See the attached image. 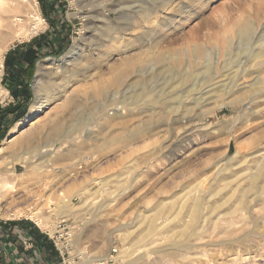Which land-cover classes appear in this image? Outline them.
<instances>
[{
  "label": "rangeland",
  "instance_id": "1",
  "mask_svg": "<svg viewBox=\"0 0 264 264\" xmlns=\"http://www.w3.org/2000/svg\"><path fill=\"white\" fill-rule=\"evenodd\" d=\"M20 1L25 2L24 4L29 8L30 13L34 12L35 7L32 1H35L43 22L41 28L37 32L35 31L36 33L34 32L33 35L27 36L24 32L25 28H23L22 34L17 38L18 40L10 37L8 41L10 46L8 45L6 52L0 54V60L3 63V77L0 79V88L3 90V93H0V118L11 121L10 129L5 138L0 141V147L6 146L0 155V176L10 184V187L6 186L1 191L0 227L3 229L7 224L24 222L25 219L29 221L33 227L39 229L45 237L49 238L57 253L55 264H121L122 259L117 260L116 258L124 249H130L132 257L143 249H149L156 243L158 245L164 242L160 236L146 233V222L154 216L159 204L164 205L165 208L169 205L173 206L172 210L166 211L165 209L162 220L171 214L173 215L178 210L184 194L198 185L202 187V190L206 189L205 194H203L207 197L202 195L206 210H209L213 204L216 207L219 203L224 204H220L223 208H217L218 210L211 218L213 222H217L215 233L210 232L213 230L214 224L207 220L208 222L206 221L204 225L208 232L206 236L204 234L198 238V241H195V247L186 250L180 254L179 258L175 259L171 257H166L167 259L158 258L155 255H150L149 261H144L143 264H264V210L261 209L264 203L262 201L252 202L246 221L236 223L231 232H226L228 222L237 221L242 214L240 211L243 207L238 208L237 214L228 215L227 212L229 213L238 206L236 205L237 198L241 195V190L246 189L245 185L247 186L249 175L259 167L257 164L264 165V161H260V158L251 155L252 152L260 150L258 155L264 156V92L260 91L263 84H257L260 85L259 87L253 86V90L249 91L250 93L241 90L244 86L252 83L256 75L259 74V79L264 78V64H260L264 58H258L250 64L248 61L250 53L247 51L232 47L229 51L230 55L233 56L229 59L223 50L226 47L225 41L223 42L225 37H233V43L237 42L234 29L227 28V24L230 26L234 22L242 21L248 17L256 21L258 25L264 24V0H171L174 8L167 13L165 12L166 14L158 13L157 20L167 27L164 29L156 28V39H164L156 46L154 56L168 55V49L171 54L174 52L172 49L188 48L189 46L186 45L192 41L188 39L189 34L193 31H197L199 42L208 51L205 52L197 69L191 67L190 71L186 70V73L190 74L186 78V83L184 82L185 84L177 88L179 91L176 89L178 95L172 94L173 96H171V93L166 92L163 94L164 100L171 106L178 105L175 102L190 106L195 97L201 99L200 104L193 108L194 113H192L194 116L198 114L197 117L202 118L200 122L195 123L199 124L200 132L195 133L189 143L180 142V147H175L174 150L170 147V142L167 143L169 136L167 131L169 129L176 133L180 132V126L174 123V115H165L166 118L160 119L158 125H149L148 133L135 140L133 133L138 125L139 117L127 115L118 120V117L108 116L109 109L113 108L116 101L120 102L121 96L113 98L115 88L108 86L110 89L107 88L100 97L95 94L92 86L99 74L102 75L103 81L105 79V85H110L112 75L109 68L113 69L123 58L122 54L119 53L120 48H130L126 56L134 55L138 51L140 53L139 44L145 39L143 38L144 32L151 31V27H148L143 20V14L148 11H161L160 6L167 4L169 0H150L153 2L152 4L149 0H111L112 2L110 0H96V2L95 0ZM15 4H17V0H13V5ZM98 4L105 6L106 20L101 18L102 14ZM184 6L183 12L187 11L185 13L180 8ZM27 7L24 9L27 10ZM24 9L22 12L25 11ZM255 9H258V18L254 16L257 12ZM84 15H89L88 19H83ZM167 16L172 18L168 20ZM189 16L192 18L184 21ZM134 25L140 27L134 28ZM113 36L117 39L112 40ZM158 46L160 47L158 48ZM72 48L75 51L84 49L83 51L88 58L93 62L99 61L98 70L95 68L83 71L81 66L74 65L67 67V69H59V71L52 67L47 74L46 71L42 70L43 62L54 61L60 64L61 59ZM255 48L257 50L253 48V53L259 54L258 50L261 47L256 46ZM143 54L141 58L142 62L145 63H141V66L136 68H139V79L143 82V87L161 89V83L168 81L167 77H169L167 71L160 69L164 61L162 64L156 65V57ZM100 56L104 58L99 60ZM149 57L152 59L150 60ZM34 59L33 75L28 81L26 72L30 62ZM160 59L163 58L160 57ZM241 60L245 66L243 65L238 69L236 64ZM151 62L154 66L150 68ZM243 67L252 68L248 77L247 74L241 76ZM136 69L131 70L129 79L127 78L128 83L133 81V73ZM179 69L177 68L178 71L174 69L173 72H179ZM236 69L239 70V77L234 75ZM118 70L120 69L117 68L116 71ZM194 70L199 73L197 72V74ZM161 73H163V78ZM145 75L149 76L146 77ZM153 77L157 78L156 81ZM18 79L20 80L18 81ZM27 83L29 84L31 99L26 106L25 115L20 120L15 121L17 113L14 111L20 109L25 101L24 87ZM224 84L225 86H223ZM159 85L161 86L159 87ZM133 89V87L128 88L125 97L127 101L123 100L129 106H127L129 111L132 107L130 101L133 99ZM226 90L230 94L226 95ZM46 91L47 93H45ZM182 91H184L183 95L181 94ZM256 93H259L260 97L258 100L254 98L255 102L252 104V108L258 111L257 115L252 114L251 111H245L246 106L243 104L244 101L248 100L247 96ZM163 96L161 97L163 98ZM47 100L49 103L44 107L45 109L43 108L39 113L30 114V108L36 101L46 103ZM109 103L112 105L110 106ZM222 103L225 107H220ZM209 111L212 113L207 115ZM239 115L242 117L235 126L230 124L221 133L209 134V131H213L216 127L217 129L220 128L216 124L223 121L225 117L234 116L235 118ZM168 119L169 121H167ZM31 120H38L32 130L16 139L15 143L14 141L10 143L12 138L10 135L13 133L12 130L16 128V124L32 122ZM87 122H91L92 131L84 132L81 139L75 140L76 133L74 130L81 123ZM55 125L60 131L53 130L57 127ZM2 127L0 121V128ZM52 131H55L56 135ZM200 133L201 135L204 133L206 136L204 134L201 136ZM27 134L33 135L31 144L35 150L32 153V160L22 165L20 162L17 163L14 158L21 151L26 150L24 148L27 146L18 142H22ZM127 136L130 137L129 140L127 139L128 141L125 139ZM62 138H66L67 143L66 147L60 150ZM85 140L87 141L85 142ZM107 143L109 146L102 149V146ZM50 144L54 146L52 157L49 158L47 155V157L43 155L45 150L43 147ZM155 148L160 150L154 153ZM65 152L68 157L65 160H59V157ZM235 152L237 153L235 159L228 163V159L234 156ZM76 163L77 165H74ZM64 165L65 167L74 166L65 169ZM221 169L224 171V176L219 179L220 181L214 182L218 171ZM216 172L217 174H215ZM212 178L214 179L212 180ZM226 183L227 185H225ZM219 189L222 192H217ZM233 190L237 191L234 192ZM228 193L234 196L231 197ZM247 197L249 198L247 200L250 201L254 196L248 193ZM262 197L264 198V195ZM63 198L70 201V206L60 210L56 206ZM226 198H228L227 200L230 198L229 202ZM18 211L23 213L18 216ZM239 212L240 214H238ZM172 215L171 219L174 217ZM184 215L185 212L182 216ZM175 219L171 223V227L179 229L182 221ZM63 221L65 230L58 228V223ZM127 226L132 227L127 229ZM58 249L64 253V256H61ZM105 257L107 260L98 262Z\"/></svg>",
  "mask_w": 264,
  "mask_h": 264
},
{
  "label": "bare ground",
  "instance_id": "2",
  "mask_svg": "<svg viewBox=\"0 0 264 264\" xmlns=\"http://www.w3.org/2000/svg\"><path fill=\"white\" fill-rule=\"evenodd\" d=\"M26 2H28L27 0H25ZM31 1V0H30ZM73 1V0H72ZM111 1V0H110ZM116 1V0H115ZM150 1V0H149ZM167 1V0H166ZM176 1V0H175ZM198 1V0H197ZM96 2V0H95ZM98 2V1H97ZM112 2V1H111ZM124 3V1H122ZM151 2V1H150ZM178 2V1H177ZM207 2V1H206ZM25 3V2H24ZM23 3V1H20V0H17V4L13 5V0H0V54L2 52H6L7 51V48H8V41H9V38L10 37H13L14 39H17L23 32V28H25V31L26 32V35H33L34 32L38 31L39 28H41L42 26V19L39 15V11H38V8H37V4L35 1H32L33 5H34V12L33 13H30V10L27 6H25V4ZM109 3V2H108ZM137 3V2H136ZM144 3V2H143ZM142 3V4H143ZM153 2H151L152 4ZM159 3V2H158ZM179 3V2H178ZM177 3V4H178ZM182 3V2H181ZM118 4V3H117ZM131 4V3H130ZM133 4V3H132ZM149 4V3H148ZM165 4V2H164ZM175 4V3H174ZM183 4V3H182ZM198 4V3H197ZM112 5V4H111ZM190 5V4H189ZM114 6V5H113ZM112 6V7H113ZM130 6V5H129ZM129 6H127L129 8ZM154 6V5H152ZM158 6V5H157ZM177 6V5H176ZM175 6V7H176ZM28 8L27 10H25L24 8ZM123 7V6H122ZM132 7V6H131ZM139 7V6H138ZM145 7V6H144ZM260 7V6H259ZM98 8L101 12V18L102 19H105V14H104V10L106 9L104 5H101V4H98ZM141 8V7H139ZM156 8V7H155ZM154 8V9H155ZM174 8L173 6V2L171 0L168 1L167 4L163 5V6H160V10L161 11H155V12H152V11H148V12H145L143 14V20L144 22L146 23V25L148 27H151L150 30L151 31H145L144 32V37L145 38L140 44H139V50H140V53H136V54H132L131 56H126V53L128 54V50H130V48H120L119 50V53L122 54L123 58L120 60V62L118 63L117 66L113 67L112 68H109V72H111L110 74L112 75V79H111V83L110 85L106 84L105 85V79L104 81L102 80V75L99 74L97 75V79L95 81H93V91H95V94H97L98 96H102L105 92V90L107 88L110 89V87L108 86H112L115 88V91L113 92V98H116L117 96H121V100L120 102L116 101V103L114 104L113 108L112 109H109V114L108 116L110 117H115L117 118L118 117V120L119 119H123L125 118L127 115H132L134 117H139V120H138V125L135 129V132L133 133V136H134V139H138L139 137L143 136L144 134L148 133L149 131V125H152V126H155V125H158L159 123V120L164 117V119L166 118L165 115H174V123L175 124H178L180 126V132L179 133H176L174 130L172 129H169V131H167L168 133V140H167V143L170 142V147L172 148V150H174L173 148L175 147H180V142H188L191 141V137L197 132L199 133L200 132V126L199 124H195L197 122H200L202 120V118H198V114L197 116L193 115L192 113L193 112V108L200 104V98L198 97H195L193 100H192V103L191 105H181L180 102H175V104H178L176 106H171V104L167 103L166 100H164V96L163 94L166 92V93H171V96H173L172 94H177L176 92V89L180 86H182L183 84H185L186 82V78L187 76H189L188 73H186V70L190 69L191 67L194 68H198V65L201 64V60L202 58H204V54L207 50H205L203 47V44L200 43L199 41V38H198V33L197 31H193L192 33L189 34V38L190 42H188V45H186L188 48L186 49H182V50H174L172 49V52L170 54L169 52V49L167 50L168 51V55H164V56H161L162 54H160L159 57H157L156 55L154 56V53L156 51V46L160 44V42L162 41V39L164 38H159V39H156V28H162L164 29L165 27H167V25H164L162 22H160L159 20H157V17H158V13L160 12L161 14H166L169 10H172ZM182 9V12L183 10L185 9V6L184 7H180ZM258 8V7H257ZM25 10L22 12V10ZM143 9V8H142ZM29 10V12H27ZM98 10V11H99ZM140 10V9H139ZM256 10V9H255ZM114 11V9H113ZM256 14L254 15L255 18H258V9L256 10ZM166 12V13H165ZM187 12V11H185ZM183 12V13H185ZM259 12H260V9H259ZM26 14V15H23V14ZM141 13V12H140ZM255 13V12H254ZM192 15V14H191ZM89 16V15H88ZM87 15H84L83 16V19L86 20V18L88 17ZM161 16V15H160ZM165 16V15H164ZM129 17V16H128ZM168 20L171 19L172 17H166ZM165 18V19H166ZM192 18V16H189L188 18H186L184 21L186 20H190ZM88 19V18H87ZM101 19V20H102ZM106 20V19H105ZM104 20V21H105ZM224 20V19H223ZM222 20V21H223ZM226 20V19H225ZM224 20V21H225ZM223 21V22H224ZM165 22V21H164ZM222 23V22H221ZM136 24V23H135ZM145 25V24H144ZM227 28H232L234 29V33H235V36H236V43L232 41L233 37H225V40H223V42L225 41L224 44H226V47H225L223 50L225 51V54L227 56V58L230 59V57H232L230 55V49L232 47H235L236 49H241L243 51H247L248 53H250V55L248 56V61L249 63L251 64L253 61H255L256 59L258 58H264V24L261 26V25H258V23L256 21H254L253 19L251 18H245L243 19L242 21H238V22H234L233 24H231L230 26L227 24L226 25ZM134 28H138L140 27L139 25L137 26H133ZM147 27V28H148ZM179 28V27H178ZM226 28V27H225ZM133 29V28H132ZM131 29V30H132ZM161 29V30H162ZM129 30V29H128ZM143 30V29H142ZM160 30V29H159ZM136 31V30H135ZM233 31V30H232ZM35 32V33H36ZM163 32V31H162ZM231 34V33H230ZM226 35V34H225ZM115 36V35H114ZM112 38V40H115L117 39V37H114ZM137 36V35H136ZM158 36V35H157ZM132 37V36H131ZM159 37V36H158ZM157 37V38H158ZM188 37V36H187ZM133 39V38H132ZM201 39V38H200ZM18 40V39H17ZM134 40V39H133ZM128 41V39H127ZM185 41V40H184ZM175 42V41H174ZM172 43V42H171ZM169 43V44H171ZM129 44V42H128ZM131 44V42H130ZM138 44V43H137ZM136 44V45H137ZM190 44V45H189ZM172 45V44H171ZM10 46V45H9ZM120 46V45H118ZM131 46V45H130ZM258 46V47H261L260 50H258L260 53L259 54H256V53H253L252 50L256 49L255 47ZM160 46H158L159 48ZM136 48V47H135ZM206 48V47H205ZM254 48V49H253ZM161 49V48H160ZM259 49V48H258ZM84 50V49H83ZM82 49H79L78 51H75L74 48H72L64 57L63 59H61V63L60 64H57L56 62L54 61H49V62H43L44 64V67L42 68V70L46 71V74L47 72L50 70V68L52 67H55V70L57 69V71H59V69H67V67L71 66V65H74V66H81L82 67V70L83 71H89L90 69H97L99 66H100V63L99 61L98 62H93L90 58H88L87 54H85V52L83 51ZM117 50V49H116ZM257 50V49H256ZM136 52V51H135ZM208 52V51H207ZM206 52V53H207ZM255 52V51H254ZM133 53V52H132ZM143 53H146V55H149V56H154L156 57L155 60H157V64L155 62L156 65L158 64H162L163 61L164 63L161 65L160 69L163 70V71H167V74H169V77H167L168 81L166 80L165 83H161L162 84V87L161 89H157L154 87L152 88H149L146 87V88H149V89H146L143 87V82L139 79L140 78V75H139V72H138V69H136L137 67H140L141 66V63H145V62H142V58L141 56H143L144 54ZM165 53V52H163ZM105 54V53H104ZM143 54V55H142ZM167 54V53H166ZM102 55V54H100ZM218 55V54H217ZM103 56V55H102ZM100 56L99 57V60L104 58ZM70 57V58H69ZM146 57V56H145ZM160 57H162L163 59H160ZM207 57V56H206ZM205 57V58H206ZM208 58V57H207ZM150 59V57H149ZM152 59V58H151ZM150 59V60H151ZM149 60V61H150ZM205 60V59H204ZM209 61V59H207ZM144 61H146L144 59ZM236 61V60H235ZM84 62V63H83ZM227 62V61H225ZM230 62V61H229ZM147 63V62H146ZM149 63V62H148ZM231 63V62H230ZM236 63V62H235ZM152 64V62H151ZM205 64V63H204ZM229 64V63H228ZM247 64V63H246ZM260 64H264V60H262V62ZM155 65V66H156ZM243 62L242 60L241 61H238L237 64H236V67L241 68L243 66ZM253 65V64H252ZM154 66L153 64L150 66V68ZM203 66V65H202ZM201 66V67H202ZM228 66V65H226ZM235 66V65H234ZM245 66V65H244ZM247 66V65H246ZM249 66V65H248ZM80 67V68H81ZM144 67V66H143ZM231 66H229L230 68ZM118 69V71H116ZM149 68V66H148ZM154 68V67H153ZM152 68V69H153ZM177 68L180 70L179 72H173L174 69H176L175 71H178ZM205 68V67H204ZM228 68V67H227ZM232 68V67H231ZM244 68V67H243ZM242 68V69H243ZM134 79L133 81H131L130 83H128L127 81V78L130 76L131 74V70H134ZM143 69V68H142ZM146 69V68H145ZM158 69V67H157ZM250 69H252L251 67L250 68H244L242 70V77L244 75L247 74V77L248 75H250L251 73L249 71H251ZM98 70V69H97ZM149 71H151L150 69H147ZM43 71V72H44ZM75 71V70H73ZM94 71V70H93ZM92 71V72H93ZM116 71V72H115ZM190 71V70H189ZM195 71V70H194ZM200 71V70H199ZM227 71V70H226ZM239 70H235L234 71V75L237 76L239 73H238ZM69 72H72V71H69ZM108 72V73H109ZM143 72V71H142ZM141 72V73H142ZM147 72V71H146ZM153 72V71H152ZM151 72V73H152ZM156 72V70H155ZM193 72V71H192ZM191 72V75H193V73ZM196 72V71H195ZM198 72V71H197ZM196 72V73H197ZM205 72V70H204ZM249 72V73H248ZM49 73V72H48ZM58 73V72H57ZM150 73V74H151ZM157 73V72H156ZM156 73H152V74H156ZM199 73V72H198ZM197 73V74H198ZM225 73V72H224ZM81 74V73H80ZM151 74V75H152ZM163 73H161V76L163 78ZM256 74V73H255ZM72 75V74H71ZM106 75V74H104ZM153 75V76H154ZM160 75V74H159ZM186 75V76H185ZM233 75V76H234ZM259 75V74H258ZM256 75L253 80H252V83L248 84V86H244L243 88H241V90H243L244 92H249L251 90H253V86L257 85V84H263L261 85V92H264V78L263 79H259V76ZM49 76V75H48ZM146 76V75H145ZM149 76V75H148ZM146 76V77H148ZM165 76V75H164ZM196 76V75H195ZM232 76V78H233ZM75 77V75H74ZM78 77V76H77ZM88 77V76H87ZM224 77V76H223ZM228 77V75H227ZM239 77V75H238ZM1 78V77H0ZM45 78V76H44ZM104 78V77H103ZM151 78V77H150ZM129 79V78H128ZM132 79V78H131ZM142 79V78H141ZM153 79H155V77H153ZM157 79V78H156ZM155 79V81H156ZM159 79H160V76H159ZM234 79V78H233ZM84 80V79H83ZM145 80V79H144ZM149 80V79H148ZM210 80V79H209ZM215 80V79H214ZM213 80V81H214ZM236 80V79H235ZM76 81V80H75ZM151 81H153L151 79ZM154 81V82H155ZM162 81H164L162 79ZM243 81V80H242ZM38 82V81H37ZM40 82V81H39ZM42 82V81H41ZM45 82V81H44ZM185 82V83H184ZM221 82V81H220ZM47 83V82H46ZM145 83V82H144ZM157 83V82H155ZM212 83V81H211ZM249 83V82H248ZM153 84V83H152ZM159 84V83H157ZM156 84V85H157ZM215 84V83H214ZM40 85V84H39ZM38 85V86H39ZM217 85V83H216ZM259 85V86H260ZM146 86V85H145ZM161 85H159L160 87ZM213 86V85H212ZM211 86V87H212ZM218 86V85H217ZM216 86V87H217ZM225 86V84L223 85ZM228 86V84H227ZM258 85L256 87H259ZM130 87H133V99L130 101L131 103V111H129V109L127 108V104L125 101H123L126 97V94L128 93V88L130 89ZM209 87V86H208ZM214 87V86H213ZM215 87V88H216ZM238 87V86H237ZM255 87V88H256ZM45 88V86H44ZM92 88V87H91ZM113 88V89H114ZM207 88V87H206ZM225 88V87H224ZM2 88H0V93H3V90H1ZM41 89V88H40ZM194 89V88H193ZM221 89V88H220ZM218 89V90H220ZM226 89V88H225ZM178 90V89H177ZM216 90V89H215ZM223 90V89H222ZM36 91V90H35ZM43 91V90H42ZM108 91V90H107ZM111 91V90H110ZM179 91V90H178ZM211 91V89H210ZM213 91V90H212ZM36 92H39V91H36ZM41 92V91H40ZM111 92V93H112ZM188 92V91H186ZM207 92V91H206ZM47 93V91L45 92ZM49 93V92H48ZM94 93V92H93ZM132 93V92H130ZM179 93V92H178ZM184 93V91L181 92V94ZM210 93V92H209ZM224 93V92H223ZM250 93V92H249ZM39 94V93H38ZM37 94V96H38ZM41 94V93H40ZM44 94V93H42ZM52 94V93H51ZM214 94V93H213ZM217 94V93H215ZM225 94H230L229 91L226 90ZM131 95V94H130ZM178 95V94H177ZM183 95V94H182ZM40 96V95H39ZM59 96V95H58ZM163 96V98L161 97ZM170 96V97H171ZM216 96V95H215ZM214 96V97H215ZM221 96V95H220ZM1 97V95H0ZM168 97V96H167ZM175 97V96H174ZM228 97V96H227ZM231 97V95H230ZM260 97V94L259 93H256V94H253L252 96H247V101H244L243 104L246 106L245 107V111L247 112H250L252 114H256L257 115V112L256 110H254V108H252V104L255 102L254 101V98H258ZM216 98V97H215ZM222 98V97H221ZM99 99V98H98ZM173 99V98H172ZM171 99V100H172ZM177 99V97H176ZM227 99V98H226ZM229 99V98H228ZM264 99V98H263ZM51 100V99H49ZM49 100H47L46 103H39V102H35L31 108H30V114H35V113H39L45 106H47V104L49 103ZM106 100V99H105ZM126 100V99H125ZM129 100V99H128ZM220 100V99H219ZM103 102H106L104 100H102ZM108 101V100H107ZM111 101V99H110ZM127 101V100H126ZM165 101V102H164ZM174 101V100H173ZM176 101V100H175ZM232 101V100H231ZM97 103V102H96ZM101 103V102H100ZM99 103V104H100ZM108 103V102H107ZM111 103V102H110ZM109 103V104H110ZM129 103V104H130ZM174 104V102H172ZM103 104V103H101ZM112 104H110L111 106ZM100 106V105H99ZM189 106V107H188ZM230 106V105H228ZM106 107V106H105ZM108 107V106H107ZM129 107V106H128ZM220 107H225L224 106V103H222L220 105ZM101 108V107H100ZM45 109V108H44ZM100 112V111H99ZM98 112V113H99ZM213 112V110H212ZM211 111L207 112V115L212 113ZM50 114V112H49ZM100 115V114H99ZM187 115V116H186ZM189 115V116H188ZM248 115V114H247ZM242 116L239 115L237 117L234 118L233 117H225L223 121L221 122H218V125L220 128L217 129H213V131H209V134L210 135H214L215 133H221V131L223 132V130L225 131L227 129V126L232 124L233 126L236 125L237 122H240L239 119L241 118ZM251 117V116H250ZM109 118V117H108ZM244 118V116H243ZM242 118V119H243ZM36 119V118H34ZM94 119V118H93ZM111 119V118H110ZM173 119V118H172ZM241 119V120H242ZM245 119V118H244ZM113 120V119H112ZM117 120V119H115ZM32 122H19L18 124H16V128L12 130V134L10 135L11 140L9 141L10 143L12 141H14L15 143V140L22 137L23 134H26L27 132L31 131L32 128L36 125V123L38 122V120H31ZM111 121V120H110ZM169 121V119L167 120ZM247 121V120H246ZM53 122V121H52ZM86 122V121H85ZM115 122V121H114ZM131 122V121H130ZM25 123L24 127H22V125ZM62 123V122H61ZM95 123V122H94ZM97 123V122H96ZM111 123V122H110ZM149 123V124H148ZM161 123V122H160ZM163 123V122H162ZM161 123V124H162ZM109 124V122H108ZM134 124V123H133ZM91 122H87V123H81L79 125V127L74 130V133H76V136L74 137L75 140H79L82 138V134L84 132H90L92 131V128H91ZM139 125H141L142 127H140ZM167 125V124H166ZM174 125V124H173ZM57 126V125H55ZM133 126V125H132ZM172 126V124H171ZM177 126V125H176ZM102 127V126H101ZM104 127H105V124H104ZM107 127V126H106ZM110 127V125H109ZM158 127V126H157ZM166 127V126H165ZM178 127V126H177ZM208 127V126H207ZM66 128V127H65ZM95 128V127H94ZM124 128V127H123ZM160 129V127H158ZM179 128V127H178ZM204 128V127H203ZM206 128V127H205ZM204 128V129H205ZM107 129V128H105ZM208 129V128H207ZM206 129V131H208ZM53 130L57 131L59 130L58 126L55 127ZM102 130V129H101ZM153 130V128H152ZM151 130V131H152ZM166 130V129H165ZM55 131H52V132H55ZM60 131V130H59ZM58 131V132H59ZM205 131V130H204ZM57 132V133H58ZM95 132V131H94ZM93 132V133H94ZM100 132V131H99ZM153 132V131H152ZM164 132V131H163ZM64 133V132H63ZM61 134V133H60ZM89 134V133H88ZM101 134V133H100ZM150 134V132H149ZM154 134H157V133H154ZM159 134V133H158ZM163 134V133H162ZM165 134V133H164ZM163 134V135H164ZM204 134V133H203ZM202 134V135H203ZM54 135V134H53ZM55 135H56V132H55ZM106 135V134H105ZM201 135V133H200ZM201 135V136H202ZM206 136V134H204ZM9 136V135H8ZM47 136V135H46ZM59 137V135H57ZM63 136V135H62ZM87 136V134H86ZM99 136V135H98ZM154 136V135H153ZM195 136V135H194ZM209 136V135H208ZM32 137L33 135H28L27 134V137L22 140V142H18L19 144H23L25 146H27V148H24L26 149L24 152L21 151V153L17 154L15 156V161L18 163L20 162L22 165H25V163L29 162L30 160H32L33 156H32V153L34 152V147L32 146L31 142H32ZM55 137V136H54ZM91 137V136H90ZM95 137V136H94ZM101 137V136H100ZM104 137V136H103ZM199 137V136H198ZM197 137V139H198ZM212 137V136H211ZM230 137V136H229ZM234 138V136H232ZM106 138V137H105ZM122 138V137H121ZM129 136L125 137V139L129 140ZM206 138V137H205ZM9 139V138H8ZM66 138H62L60 140V150L64 149L66 147V143L67 141L65 140ZM88 139V138H87ZM124 139V140H125ZM200 139V138H199ZM202 139V138H201ZM91 140V139H90ZM96 140V139H95ZM106 140V139H104ZM127 140V141H128ZM193 140V139H192ZM195 140V139H194ZM193 140V141H194ZM83 140H81L82 142ZM87 140H85L86 142ZM113 141V140H112ZM148 141V140H147ZM79 142V141H78ZM107 142V141H106ZM114 142V141H113ZM120 142V141H119ZM164 142V141H163ZM49 143V142H48ZM83 143V142H82ZM131 143V141H130ZM196 143V142H195ZM69 144V142H68ZM67 144V145H68ZM161 144V143H160ZM10 145V144H9ZM35 145V144H34ZM112 145V144H111ZM163 145V143H162ZM53 144H50L46 147H43L44 150V154L43 155H47L49 158L52 157L51 154L53 153ZM86 146V145H85ZM84 146V147H85ZM105 146H109V143H107L106 145L102 146V149L105 148ZM154 146V145H153ZM165 146V144H164ZM6 147V146H5ZM5 147L2 146L0 147V155H2L3 151L5 150ZM15 147V146H14ZM99 147V146H98ZM160 147V145H159ZM163 147V146H162ZM166 147V146H165ZM170 148V149H171ZM20 149V148H19ZM98 149V148H97ZM101 149V150H102ZM149 149V148H148ZM165 149V148H164ZM257 149V148H256ZM157 150H160L159 148H155V151H153L154 153L157 151ZM168 150V149H167ZM176 150V149H175ZM262 150V149H261ZM98 151V150H97ZM160 152V151H159ZM166 152V151H165ZM260 152V150H256L254 152L251 153L252 156H256L258 159L260 158V161H264V156L263 155H258ZM153 153V155H154ZM164 153V152H163ZM172 153V152H171ZM56 154V153H55ZM68 154H72V153H68ZM169 154V153H168ZM167 154V155H168ZM173 154V153H172ZM171 154V156H172ZM50 155V156H49ZM54 155V154H53ZM67 153H63L60 157H59V160H65L68 155ZM152 155V154H150ZM237 155V153L235 152V155L230 157L228 159V163H231L234 159H235V156ZM46 156V157H47ZM260 156V157H258ZM1 157V156H0ZM48 158V159H49ZM80 160V159H79ZM67 162V161H66ZM64 163V162H63ZM79 163V162H78ZM219 164V163H218ZM217 164V166H218ZM70 165V164H69ZM66 166L64 165L65 169L68 167V168H73L74 165H77L74 164L72 166ZM221 165V164H220ZM226 165V164H225ZM259 167H257L255 169V172L252 173L251 175H249V178L247 179L248 180V183H247V186L245 185V188L246 189H240L241 192L238 190V192H240L241 195H239V198H237V204L238 206L235 207L234 210L232 211H229V213L227 212L228 215H233V214H237V211H239L240 209V206L243 207L241 208V213L240 212L238 214H240L239 218L237 221H229L228 222V229H227V233L228 232H231L232 228H234L233 226L236 224V223H239V222H245L246 221V216L247 214L250 213V210H251V203L259 200L260 202L262 201L264 203V198L262 197L264 195V165H259L257 164ZM223 166V165H222ZM219 167V166H218ZM256 167V166H255ZM215 168V166H214ZM217 168V167H216ZM225 168V167H224ZM223 168V169H224ZM214 170V169H213ZM218 170V168H217ZM224 171L221 169L218 171V175H217V178L214 179L212 178V180L214 179V182L215 181H220L219 179H222L221 177H223ZM70 174V173H69ZM68 174V175H69ZM217 174V172L215 173ZM245 174V173H244ZM71 175V174H70ZM246 175V174H245ZM244 175V176H245ZM241 177V176H240ZM218 179V180H217ZM224 179V178H223ZM229 179V178H228ZM108 181V180H107ZM205 181V180H204ZM236 181V180H235ZM216 182V183H217ZM203 183V182H202ZM215 183V184H216ZM229 183V182H228ZM208 184V183H207ZM213 184V183H212ZM220 184V183H219ZM230 184V183H229ZM104 185V184H103ZM227 185V183L225 184ZM224 185V186H225ZM10 187V184L3 180L0 176V201H1V191L4 187ZM217 186V185H216ZM191 187V186H190ZM227 187V186H226ZM241 187V186H240ZM192 188V187H191ZM210 188V187H209ZM212 188V187H211ZM214 188V187H213ZM212 188V189H213ZM224 188V187H223ZM238 188V187H237ZM236 188V189H237ZM208 189V188H207ZM221 189V188H220ZM217 191V192H222V190L220 191ZM226 189V188H225ZM228 189V188H227ZM235 189V188H234ZM204 190V189H203ZM202 190V187L201 186H194V188L192 190H188L189 192L185 193L184 196L181 198L180 200V206L178 207V210L175 211L173 213L174 217L171 219V215L168 216L167 218H165L164 220L163 219V216L162 214L164 215V212H165V209L166 211H169V210H172V205H169L167 208H165L164 205H161L159 204L158 205V208L157 210L155 211V214L153 217L149 218L148 222L147 223V226H146V233H152V234H155V235H158L160 236L162 239H164V242H161L157 245L154 244V246L152 248H147V249H143L141 250L140 252L137 253V255H134L131 257V252H130V249H124L122 252H120V255L116 258L117 260H121V264H143L144 261L146 262L148 259H149V256L150 255H155L156 257L158 258H166V257H171V258H179L180 257V254L185 252L186 250L188 249H192L193 247H195V241H198V238L201 236H206V233L208 232L207 230H205V225L204 223L207 221V220H210V222H212L214 224L213 226V230L210 231L212 234L215 233V229H216V221L213 222V220L211 219L212 218V215L215 213L216 210H218L217 208H221L222 206L221 205H224V204H221L219 203V205L214 206V204L212 206H208L209 210H206V208H204V199H203V196L206 191V189L203 191ZM230 190V189H229ZM90 191V190H89ZM223 191H225L223 189ZM234 191V190H233ZM237 191V190H235ZM234 191V192H235ZM208 192V191H207ZM233 192V193H234ZM204 193V194H203ZM232 193V194H233ZM248 193L251 194V196L253 195V199L248 201L247 200V195ZM229 194V193H228ZM208 195V194H207ZM231 195V194H229ZM206 196V195H204ZM234 195H231V197H233ZM207 197V196H206ZM205 197V198H206ZM226 197V196H225ZM228 197V196H227ZM230 197V198H231ZM229 198V200H230ZM222 199V198H221ZM228 198H226L227 200ZM233 199V198H232ZM249 199V198H248ZM225 200V201H226ZM229 200H227V202H229ZM21 201V200H20ZM60 201V200H59ZM259 202V203H260ZM262 203V204H263ZM105 204V203H104ZM221 204V205H220ZM234 204V203H233ZM225 205H226V202H225ZM70 206V201L66 198H63L61 199V201L57 204V208H59L60 210L61 209H66ZM104 206V205H103ZM107 206V205H106ZM177 206V205H176ZM233 206V205H232ZM245 206V207H244ZM223 208V207H222ZM239 208V209H238ZM247 208V210H245ZM253 208V207H252ZM185 209V210H184ZM262 210H264V204L261 208ZM261 210V211H262ZM185 212V215H183V213ZM236 212V213H235ZM23 212L21 211H18L17 212V215L20 216ZM217 214V213H216ZM172 215V216H173ZM252 215V214H251ZM181 216V217H180ZM223 217V216H222ZM231 217V216H230ZM250 217V216H249ZM38 218V216H37ZM36 218V219H37ZM179 219L180 221H182V225L179 226L180 228L179 229H176V228H172L171 227V223L173 222L174 219ZM185 218H187L185 220ZM253 218V217H252ZM171 219V220H169ZM175 219V220H176ZM162 220L161 222H158ZM255 220V219H254ZM40 221V220H39ZM45 221V220H44ZM178 221V220H176ZM208 222V221H207ZM225 225V224H224ZM246 225V224H245ZM175 226V225H174ZM210 226V225H209ZM208 226V227H209ZM130 227L132 226H127L126 228L129 229ZM177 227V226H176ZM252 228V227H251ZM122 229V228H121ZM208 229V228H206ZM120 230V229H118ZM225 230V229H224ZM127 232V231H126ZM225 232V233H226ZM240 232V231H239ZM129 234V232H127ZM126 233V235H127ZM210 234V233H209ZM131 235V234H130ZM218 237V236H217ZM243 237V236H242ZM129 238V237H127ZM67 239V238H66ZM125 239V237H124ZM123 239V240H124ZM159 239V238H158ZM132 240V239H131ZM156 240V239H155ZM161 240V239H160ZM201 240V239H200ZM154 242V240H153ZM155 243V242H154ZM217 243V242H216ZM215 243V244H216ZM221 243V242H220ZM204 244V243H203ZM151 245V244H150ZM199 245V244H197ZM205 245V244H204ZM210 245V244H209ZM217 245V244H216ZM221 245V244H220ZM142 246V245H141ZM212 246V245H211ZM197 249V248H196ZM133 253V252H132ZM135 254V253H134ZM184 257V256H183ZM193 257V256H192ZM185 258V257H184ZM182 258V259H184ZM188 258V257H187ZM186 258V259H187ZM167 259V258H166ZM107 260L106 257L104 259H101V260H98L99 261H105ZM149 261V260H148ZM176 262V261H175ZM187 262V261H186ZM100 264H105V263H100Z\"/></svg>",
  "mask_w": 264,
  "mask_h": 264
},
{
  "label": "crops",
  "instance_id": "3",
  "mask_svg": "<svg viewBox=\"0 0 264 264\" xmlns=\"http://www.w3.org/2000/svg\"><path fill=\"white\" fill-rule=\"evenodd\" d=\"M0 230V264H55L57 253L49 238L26 219Z\"/></svg>",
  "mask_w": 264,
  "mask_h": 264
},
{
  "label": "trees",
  "instance_id": "4",
  "mask_svg": "<svg viewBox=\"0 0 264 264\" xmlns=\"http://www.w3.org/2000/svg\"><path fill=\"white\" fill-rule=\"evenodd\" d=\"M34 60H32V62H30V65H29V68L27 69V72H26V77L28 79V81L32 78V75H33V67H34ZM29 84L27 83L26 86L24 87L25 89V101L22 105V107L18 110H15L14 113H17L15 115V118L16 120L15 121H18L20 120L26 113V106L27 104L30 102V99H31V94H30V91H29ZM22 110V111H21ZM20 111V113H19ZM0 121H1V124L3 125L2 128H0V141L3 140L7 134V131L10 129L11 127V121H5V118H0Z\"/></svg>",
  "mask_w": 264,
  "mask_h": 264
},
{
  "label": "built area",
  "instance_id": "5",
  "mask_svg": "<svg viewBox=\"0 0 264 264\" xmlns=\"http://www.w3.org/2000/svg\"><path fill=\"white\" fill-rule=\"evenodd\" d=\"M0 79H2V77H3V63H2V61L0 60ZM58 228H61L62 230H65V223H64V221L63 222H59L58 223ZM56 240V239H55ZM55 240H53V242L55 241ZM55 243V242H54ZM59 250V249H58ZM62 250V249H61ZM59 252H60V254H61V256H64V253L63 252H61L60 250H59Z\"/></svg>",
  "mask_w": 264,
  "mask_h": 264
}]
</instances>
